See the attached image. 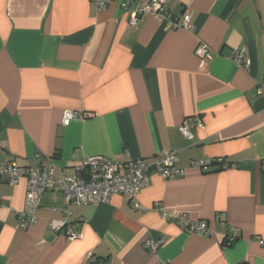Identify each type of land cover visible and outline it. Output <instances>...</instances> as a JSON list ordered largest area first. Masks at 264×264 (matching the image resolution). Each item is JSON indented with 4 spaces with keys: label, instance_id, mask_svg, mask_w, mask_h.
<instances>
[{
    "label": "crops",
    "instance_id": "crops-1",
    "mask_svg": "<svg viewBox=\"0 0 264 264\" xmlns=\"http://www.w3.org/2000/svg\"><path fill=\"white\" fill-rule=\"evenodd\" d=\"M184 15L190 29L165 30ZM263 82L264 0H166L165 21L135 23L119 1L0 0V167L70 177L101 156L144 159L149 174L138 208L119 195L68 207L49 191L27 229L24 183L0 182V264H264ZM66 112L76 117L64 126ZM193 117L203 127L192 122L187 140L178 128ZM168 153L183 176L158 173ZM207 159L208 172L194 165ZM66 209L74 240L54 229ZM163 214L206 221L210 234Z\"/></svg>",
    "mask_w": 264,
    "mask_h": 264
},
{
    "label": "built area",
    "instance_id": "built-area-1",
    "mask_svg": "<svg viewBox=\"0 0 264 264\" xmlns=\"http://www.w3.org/2000/svg\"><path fill=\"white\" fill-rule=\"evenodd\" d=\"M95 3L99 10L108 4L119 1L120 7L129 14L132 23H135L143 15H153L161 21L166 20V0H150L140 3L129 0H90ZM190 16L184 15L179 20H173L166 25L169 29H190ZM195 55L202 66L205 61L210 60L211 55L206 45L198 44ZM240 61L241 56H237ZM257 93L264 95V82L258 85ZM76 116L66 112L62 124L67 126ZM199 129L203 127L199 117L185 118L178 130L187 140L192 138L191 123ZM213 164L212 160L196 162L194 165L203 172H208ZM158 173L165 179L183 176L184 171L176 167V156L168 153L156 161ZM227 164H222L221 169H227ZM0 182L14 186L19 183L25 185L27 206L17 213V226L19 229H27L37 221L35 212L39 207L41 196L49 191H58L63 195L66 205L74 206H96L108 203L112 197L119 195L126 197L138 208L136 198L139 193L149 184L148 165L144 159H127L116 161L108 157L94 156L85 157L74 166V175L67 177H56L50 166L20 167L8 163L0 167ZM65 217L54 224L55 230L66 229L67 239L74 240L78 234L71 232L72 226L68 224L66 209ZM162 219L170 220L180 225L184 230L198 235H208L210 231L206 221H189L182 214L162 215ZM232 236L224 239L225 245H231L236 240V229L232 228ZM155 249L153 243L147 244Z\"/></svg>",
    "mask_w": 264,
    "mask_h": 264
}]
</instances>
